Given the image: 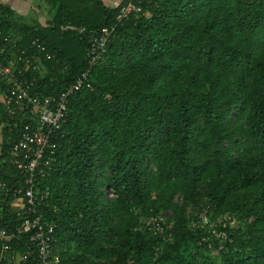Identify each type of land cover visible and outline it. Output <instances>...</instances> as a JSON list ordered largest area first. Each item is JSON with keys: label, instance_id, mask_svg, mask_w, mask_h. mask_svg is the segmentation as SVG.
Returning <instances> with one entry per match:
<instances>
[{"label": "trees", "instance_id": "1", "mask_svg": "<svg viewBox=\"0 0 264 264\" xmlns=\"http://www.w3.org/2000/svg\"><path fill=\"white\" fill-rule=\"evenodd\" d=\"M39 1L52 17L27 24L0 0V31L51 56L30 73L34 96L74 84L90 39L114 29L40 180L60 264H264V0L144 2L121 22L104 0ZM165 214L164 235L145 225Z\"/></svg>", "mask_w": 264, "mask_h": 264}, {"label": "built area", "instance_id": "2", "mask_svg": "<svg viewBox=\"0 0 264 264\" xmlns=\"http://www.w3.org/2000/svg\"><path fill=\"white\" fill-rule=\"evenodd\" d=\"M144 2L158 5V0H122L117 21L142 13ZM61 30L79 34L86 31L72 24L62 26ZM113 30L104 28L90 39L89 69L64 92L50 96L33 95L36 78L30 75L41 73L39 54L51 59L46 45L40 39L33 40L31 45L36 51L31 54L18 45L17 39L0 31V103L5 113L0 124V264L61 263L60 256L54 253L57 225L45 213L56 212L57 207L48 203L51 191L49 187H39L40 180L53 171L57 162L58 140L64 137L70 98L91 88L89 75L104 61ZM22 124L25 129L21 131ZM16 130H20L17 136ZM12 170L15 175L10 186L5 175ZM110 197H115L113 192ZM178 200L179 196L175 198ZM168 215L151 218L145 225L164 235ZM11 216L18 223L8 229L4 224H10ZM217 236L227 238L223 233ZM24 245L27 250H22Z\"/></svg>", "mask_w": 264, "mask_h": 264}, {"label": "rangeland", "instance_id": "3", "mask_svg": "<svg viewBox=\"0 0 264 264\" xmlns=\"http://www.w3.org/2000/svg\"><path fill=\"white\" fill-rule=\"evenodd\" d=\"M121 1L104 0L108 6H116ZM3 2L11 4L15 10L16 19L27 24H34L37 21L45 23L46 18L50 19L53 14V12H49L48 5L41 4L39 0H4ZM192 226H194V223H192Z\"/></svg>", "mask_w": 264, "mask_h": 264}, {"label": "crops", "instance_id": "4", "mask_svg": "<svg viewBox=\"0 0 264 264\" xmlns=\"http://www.w3.org/2000/svg\"><path fill=\"white\" fill-rule=\"evenodd\" d=\"M2 1H4V0H2ZM7 3V2H6ZM10 6H11V4H9ZM12 8H13V6H11ZM14 9V8H13Z\"/></svg>", "mask_w": 264, "mask_h": 264}]
</instances>
